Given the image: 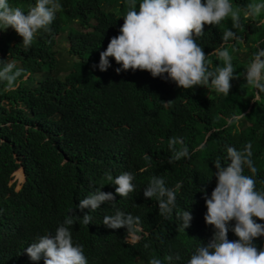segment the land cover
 <instances>
[{"label":"trees","instance_id":"trees-1","mask_svg":"<svg viewBox=\"0 0 264 264\" xmlns=\"http://www.w3.org/2000/svg\"><path fill=\"white\" fill-rule=\"evenodd\" d=\"M120 1L123 9L115 18L103 8V0H60L62 7L51 32L38 31L27 50L22 37L8 27L16 40L0 46V60L15 61L24 72L14 91L0 82V264H44L43 258L30 260L24 249L39 236L54 234L70 208L82 220L90 210L76 206L99 187L112 192L115 200L90 212L89 225L77 221L71 228L73 243L83 246L87 264H149L153 257L169 264L166 257L177 254L180 259L171 264H187L195 248L207 244L215 230L204 221V200L216 185L213 162L226 158L227 146L240 150L251 142V159L258 170L256 189L264 191V93L253 100L245 70L237 66L242 63L232 61L237 77L230 81L228 96L214 90L208 95L204 86L183 89L148 71L117 73L120 65L112 57L108 58L111 66L99 70V54L119 34L129 10L130 1ZM257 2L264 0H230L240 10L244 27L232 30L242 41L222 42L223 32L232 28L230 18L219 25H205L203 35L196 38L212 70L224 66L213 54L217 48L252 43L243 50L246 65L259 50L257 43L264 50V24L243 18L247 5ZM8 3L30 9L35 0ZM257 20H264V12ZM59 37L66 41L67 57L77 59L67 68L55 50ZM62 71L67 72L64 78H60ZM240 113L244 118L228 125V119ZM172 138L184 140L190 159L169 163ZM201 143L205 147L193 151ZM145 154L151 156L150 164L143 159ZM227 163L221 160L222 167ZM20 167L24 181L16 189L15 182H10L14 172L22 181ZM125 171L133 174L135 191L120 197L106 177ZM244 174L251 175L247 168ZM153 176L164 178L169 188L182 182L173 215L167 220L159 214L155 197L143 196ZM118 210L140 218L138 243L125 242V228L110 229L102 223L104 216ZM184 210L192 216L185 230L177 215ZM234 224L229 222L230 241L238 239L231 231ZM254 244L257 249L264 247V236L255 238Z\"/></svg>","mask_w":264,"mask_h":264},{"label":"clouds","instance_id":"clouds-1","mask_svg":"<svg viewBox=\"0 0 264 264\" xmlns=\"http://www.w3.org/2000/svg\"><path fill=\"white\" fill-rule=\"evenodd\" d=\"M61 7L57 0H35L34 6L25 13L18 7H11L8 0H0V31L8 27L14 29L22 37V44L27 50L38 31L51 32L50 25ZM262 12L264 2L249 3L243 18L264 24V20H257ZM228 18L232 28L223 32L222 42L242 41L243 37L232 30L244 27L240 10L234 9L230 0H139L138 10L136 0H130L119 34L111 37L106 49L100 52L96 67L106 71L111 66L108 58L112 57L120 65L115 69L117 73L121 70L148 71L152 77L174 81L183 89L204 86L228 96L232 87L230 81L237 77L229 51L226 48L214 50L213 54L223 60L224 66L212 70L206 62L207 54L196 43V38L203 35L205 25H219ZM256 47L259 50L253 53L244 71L246 84L255 93L254 101L264 93V50L259 48V43ZM0 65V82L5 83L8 91H14L24 70L17 68L15 61L0 60ZM243 118V113L234 114L227 123L238 124ZM204 147L205 144L201 143L193 151H200ZM168 148L173 153L169 163L191 158L190 150L181 138L170 139ZM252 156V144L248 142L240 150L227 146L226 158L217 157L213 162L216 185L210 197L205 196L207 211L204 221L214 226L215 230L207 244L195 248L187 264H264V247L257 249L254 244L255 238L264 236V224L253 219L264 221V191L256 189L254 177L258 170ZM143 159L150 164L152 158L145 154ZM221 160L230 163L222 167ZM245 168L251 173L250 176L244 174ZM18 169L22 170L24 181V170L22 167ZM106 178L116 185L115 193L120 197H127L135 191L134 176L130 172L125 171L116 177L109 174ZM181 187L182 182H177L174 188H169L164 178L153 176L143 189V196L148 199L155 197L159 214L167 220L173 215L176 193ZM114 200L112 192L101 191L99 187L81 199L76 207L80 210L87 208L90 213L99 209L102 203ZM68 212L54 234L39 236L24 249L30 260L43 258L44 264H87L83 246L73 243L71 228L77 221L89 225L92 216L85 213L81 220L72 208ZM177 215L182 221V229L188 228L191 213L184 210ZM230 221H235L231 231L238 239L234 241L228 239ZM102 223L110 229L125 228L128 233L125 242L135 244L142 238L137 234L142 232L138 216L118 210L114 215L104 216ZM145 247L148 245L145 244ZM173 259L179 260V254L166 257L169 264ZM149 264H162V261L153 257Z\"/></svg>","mask_w":264,"mask_h":264},{"label":"rangeland","instance_id":"rangeland-1","mask_svg":"<svg viewBox=\"0 0 264 264\" xmlns=\"http://www.w3.org/2000/svg\"><path fill=\"white\" fill-rule=\"evenodd\" d=\"M253 1H260V0H253ZM57 2L59 3L60 0H57ZM122 3L123 2L120 1V0L118 2H116L114 0H103V8H105L106 11L112 17L117 18L119 13H120V11L123 9L122 6H121ZM136 3L138 5L139 0H136ZM18 8H20L22 11H28L29 10V8H24V7H18ZM126 9H127V7H126ZM69 26L73 27V28L77 27L75 23H70ZM15 40H16L15 39V34L13 33V31L10 28H7L4 31H0V46L5 44V43H7V42L14 43ZM249 45H253V44L248 42V44H245L241 48H234L232 46L227 48V50L229 51L230 55L232 56V61L238 60V62H240L242 64L240 66L239 65H237V66L240 67L241 69H244V70L247 67V65L243 64L245 62V60H246V56H245V53L243 52V50L244 49L248 50L249 49ZM66 49H67V44H66L65 39L63 37H59L57 39V42H56V45H55V50H57L60 53L61 60L63 61L62 66L64 68H67V66H69L72 61H77L76 58L75 59L74 58L71 59V58L67 57V54L65 52ZM8 61H10V60H7V62ZM66 74H67V72L62 71L61 74H60V78H64V76ZM205 91H207V92H205L206 94L210 95V92L213 91V89L206 88ZM14 181L16 183V188H18L21 185V183L23 182V179L21 181L19 176L17 174H15V172H14L11 182H14Z\"/></svg>","mask_w":264,"mask_h":264}]
</instances>
